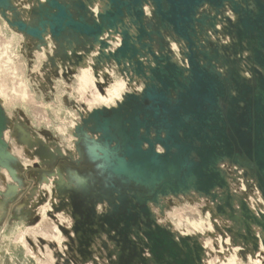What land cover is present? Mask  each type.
I'll list each match as a JSON object with an SVG mask.
<instances>
[{"label":"rangeland","instance_id":"obj_1","mask_svg":"<svg viewBox=\"0 0 264 264\" xmlns=\"http://www.w3.org/2000/svg\"><path fill=\"white\" fill-rule=\"evenodd\" d=\"M46 1L0 0V264H157L146 247L142 231L147 219L138 207H147L177 243L179 237H188L192 253V245H199V263L192 256L195 264H264V232L255 224H264V199L246 168L219 165L233 198L230 217L228 209L218 215L211 200L199 195L183 201L159 196L154 202L151 191L136 187V179L115 174L117 159H124L117 123L112 121L105 133L91 114L116 108L121 101L103 106L96 97L105 96L117 83L130 87L128 77L133 84L124 92L138 94L143 80L131 72L135 66L127 61L116 65L103 56L114 48L121 29L132 36L135 27L124 15V28L105 31L99 38L106 49L64 25L60 34L52 35L50 26L58 25L50 16L56 10ZM55 1L74 21L84 19L89 26L94 9L104 11L96 3L106 5L105 0ZM211 9H200L208 18L198 39L203 40V51L222 53L233 42L224 30L231 29L236 16L228 3L217 10L224 17H215ZM145 18L150 33L147 25L154 23L150 16ZM159 32L160 37L151 35V41L142 43L156 56L162 44L161 54L180 65L181 44ZM135 47L143 55L138 57L143 66H153L146 49ZM228 57L245 69L242 55ZM243 73L250 78L248 70ZM82 74L88 81H79ZM132 205L135 210L138 206V219L122 231L119 217L127 207L133 212ZM178 247L183 254L185 248ZM164 259L173 264L166 255Z\"/></svg>","mask_w":264,"mask_h":264},{"label":"water","instance_id":"obj_2","mask_svg":"<svg viewBox=\"0 0 264 264\" xmlns=\"http://www.w3.org/2000/svg\"><path fill=\"white\" fill-rule=\"evenodd\" d=\"M105 1L103 13L96 16L97 20L92 19L90 26L84 19L74 21L55 0L45 4L56 10L50 16L58 25L50 26L52 35L60 34L64 25L100 48L108 47L99 40L105 31L117 33L119 27L124 28V15L135 27L136 35L132 36L121 29L120 46L113 53L100 54L116 65L127 61L129 66H135L131 72L143 80L141 92L126 93L116 108L91 114L105 133L112 121L117 123L124 159H117L115 174L136 179V187L151 191L154 202L159 196L194 192L209 198L218 215H226L228 209L230 217L233 198L226 176L219 169L221 163L229 162L252 173L264 199V0ZM225 3L236 16L231 29H227L233 42L222 49L223 54L212 48L211 52L203 51L204 46L197 44L198 30L206 17H198L200 9L208 5L218 10ZM144 5L151 10V27L157 28L154 32L145 30ZM86 12L84 17L89 15ZM159 30L184 44L180 65L167 54L156 56L142 43L151 41V35L160 37ZM135 44L146 49L153 66H143L138 59L143 55ZM244 52L248 54L243 59L250 65H244L251 74L249 79L241 76L244 70L239 62L228 57V53L235 57ZM218 68H224V73ZM2 120L0 110V124ZM137 207L135 210L132 205L133 212L127 207L119 217L125 228L122 231L138 219ZM138 209L147 219L142 234L157 264H171L165 261V255L173 264H195L192 256L199 263V245H192L193 254L189 238L179 237L178 243L185 248L180 253L174 235L155 223L147 207ZM246 217L254 219L249 214ZM255 224L264 232L263 223L255 220ZM261 244L264 247V241Z\"/></svg>","mask_w":264,"mask_h":264},{"label":"bare ground","instance_id":"obj_3","mask_svg":"<svg viewBox=\"0 0 264 264\" xmlns=\"http://www.w3.org/2000/svg\"><path fill=\"white\" fill-rule=\"evenodd\" d=\"M96 4H98L99 5V8H100V6L102 7L103 6V8L101 9L102 11L105 9V7H106V5L105 4H101L100 2H97ZM98 9V8H97ZM97 9H94L95 10V12L93 11L92 13H93V16H94V19L95 20H97V14H99L100 13V11H97ZM143 11H144V13H145V15H147V16H150L151 15V10L146 6V5H144L143 6V9H142ZM224 15V14H223ZM224 17V16H223ZM104 34V33H103ZM117 36H119V34H117ZM120 37V36H119ZM119 37H116V41H115V45H114V48L110 51H106V54H108V53H113V50L115 51L116 50V48L118 47V45L120 44V39H119ZM101 38H102V36L100 37V40H101ZM97 44V43H96ZM95 44V45H96ZM181 45H179L178 46V48H180V49H182L183 51L185 50V46H184V44L183 43H180ZM120 46V45H119ZM108 48V47H107ZM247 53H245V55H243V58L244 59H246L247 58ZM173 61H174V58H173ZM246 62V61H245ZM185 65V64H184ZM245 66H250L249 65V63H247L246 62V64H245ZM244 65H243V67H245ZM243 70H245L244 68H242V71ZM125 74V73H124ZM243 75H245V73H242ZM128 77V76H127ZM86 79H87V81H88V75L86 76V74H82V76H80L79 77V81L80 82H82V80L83 81H86ZM128 79H129V83H130V87L132 86V84H131V81L132 80H130V78L128 77ZM128 86V84L126 83V85L124 84V83H117V84H114L113 86H112V88L109 90V91H107L106 92V95L105 96H97L96 97V102L98 103V104H101V105H103V106H108V105H113V103H116V101L117 102H120V101H122L121 99H122V97H123V94H125V93H128L127 91H125L124 92V90H126V88H130V87H127ZM142 88H143V85H142ZM142 88L140 89V91L138 92V94L141 92V90H142ZM132 91V90H131ZM120 97H121V99H120ZM246 182H247V179H246ZM258 191V190H257ZM260 195V194H259ZM239 197V196H238ZM263 211H264V209H263ZM258 212H260L259 210H258ZM255 213V212H254ZM257 216V215H256ZM254 227V226H253ZM257 231H258V229H257ZM256 231V232H257ZM238 233V232H237ZM238 238V237H237ZM227 240V239H226ZM260 241V240H259ZM260 244H261V242H260ZM261 247L264 249V247L262 246V244H261ZM237 255V254H236ZM231 264H235L234 262H232Z\"/></svg>","mask_w":264,"mask_h":264},{"label":"crops","instance_id":"obj_4","mask_svg":"<svg viewBox=\"0 0 264 264\" xmlns=\"http://www.w3.org/2000/svg\"><path fill=\"white\" fill-rule=\"evenodd\" d=\"M212 10V12H214L216 15H215V17H223V13H221L220 12V10L219 11H217V10H214V9H211ZM201 12V11H200ZM202 14H203V12H202ZM202 14H199L198 15V17L200 18V16L202 15ZM204 15V14H203ZM204 16H206V15H204ZM203 18V17H202ZM201 18V19H202ZM206 18H208V16L207 17H205V19ZM205 19H203V21H204V23H205ZM235 19H236V17H235ZM228 20V19H227ZM234 24V23H233ZM201 27V29H199L198 30V35L201 33V31L203 30V28L205 27V24H203V25H201L200 26ZM148 28L149 29H151V30H154L155 28L154 27H151V26H148ZM224 32L226 33L225 35L226 36H228L229 37V35H228V32H227V29L226 30H224ZM165 35V34H164ZM202 35V34H201ZM166 36H168V37H170V35H168V33H166ZM171 38V37H170ZM230 39V38H229ZM160 42H162L161 41V39L159 40ZM175 43L174 44H179V43H181V42H176L175 40H173ZM202 41L203 40H201V42L199 41V39H198V42H197V44L199 45H203L202 44ZM231 41V40H230ZM233 41V40H232ZM208 47V46H207ZM206 47V48H207ZM205 48V47H204ZM160 49H163V47H162V44H159V47H158V49H157V51H158V53H162V51L161 52H159L160 51ZM164 50H166V48L164 49ZM167 51V50H166ZM220 54H222V53H220ZM243 55H245V53H242V57H243ZM218 70H220V68H218ZM222 70V73H224V68L223 69H221ZM127 80H128V78H127ZM130 84V83H129ZM140 85V87L138 86L137 88H136V92H139L140 91V89L142 88V85H143V82H142V84L140 83L139 84ZM128 89V88H127ZM130 89V88H129ZM132 90V89H131ZM221 165V164H220ZM167 197V196H166ZM171 198H180V200L181 201H183V200H189V199H197L198 198V195L196 194V193H194V192H190V193H188V194H186V195H178V196H170ZM177 201V200H176ZM175 202V201H174ZM189 202V201H188ZM260 251L262 252V255L264 256V249L260 246Z\"/></svg>","mask_w":264,"mask_h":264}]
</instances>
